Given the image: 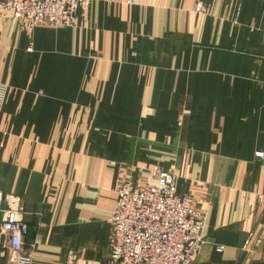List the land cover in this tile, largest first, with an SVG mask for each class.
<instances>
[{"label": "crops", "instance_id": "crops-1", "mask_svg": "<svg viewBox=\"0 0 264 264\" xmlns=\"http://www.w3.org/2000/svg\"><path fill=\"white\" fill-rule=\"evenodd\" d=\"M73 22L0 13V190L33 264H109L121 181L173 164L207 216L192 264H264V0H93Z\"/></svg>", "mask_w": 264, "mask_h": 264}, {"label": "built area", "instance_id": "built-area-1", "mask_svg": "<svg viewBox=\"0 0 264 264\" xmlns=\"http://www.w3.org/2000/svg\"><path fill=\"white\" fill-rule=\"evenodd\" d=\"M93 0H0V13L31 27L69 28L74 16L88 11ZM133 0H126L132 4ZM197 12H205L199 3ZM31 49V48H30ZM7 85L0 83V109ZM264 160V149L255 153ZM152 184L121 181L111 217L109 264H192L204 244L207 216L195 205L193 196L175 191L178 168L157 166ZM23 201L0 190V257L9 264H33L35 245L26 238L29 225ZM249 241L247 242V247ZM219 251L223 247L218 248ZM71 252L66 264H73Z\"/></svg>", "mask_w": 264, "mask_h": 264}]
</instances>
